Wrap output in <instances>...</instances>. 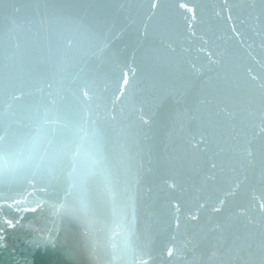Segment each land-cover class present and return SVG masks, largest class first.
Segmentation results:
<instances>
[{"label":"water","instance_id":"obj_1","mask_svg":"<svg viewBox=\"0 0 264 264\" xmlns=\"http://www.w3.org/2000/svg\"><path fill=\"white\" fill-rule=\"evenodd\" d=\"M261 205L264 0H0V264H264Z\"/></svg>","mask_w":264,"mask_h":264},{"label":"snow or ice","instance_id":"obj_2","mask_svg":"<svg viewBox=\"0 0 264 264\" xmlns=\"http://www.w3.org/2000/svg\"><path fill=\"white\" fill-rule=\"evenodd\" d=\"M157 4H153V7H156ZM182 8L185 7V5L181 4L180 5ZM188 12H192V8L189 7L188 9ZM261 207H264V205H261ZM217 211H219V209H217ZM9 225L11 226V221L8 222ZM30 241H32V243H26L25 244V247L26 249L28 250L29 253H35L34 256H32V259L35 261L36 260V257L40 256L42 252H45L47 251L46 247H45V244H44V241L40 240L39 238L33 240V238H30L29 239ZM58 264H66V261L63 259V257H61L58 253ZM37 264H39V262H37Z\"/></svg>","mask_w":264,"mask_h":264}]
</instances>
